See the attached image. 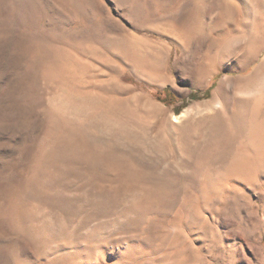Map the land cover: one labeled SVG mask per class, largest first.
<instances>
[{
    "label": "rangeland",
    "instance_id": "rangeland-1",
    "mask_svg": "<svg viewBox=\"0 0 264 264\" xmlns=\"http://www.w3.org/2000/svg\"><path fill=\"white\" fill-rule=\"evenodd\" d=\"M218 1L0 0V264H264V0Z\"/></svg>",
    "mask_w": 264,
    "mask_h": 264
},
{
    "label": "bare ground",
    "instance_id": "bare-ground-1",
    "mask_svg": "<svg viewBox=\"0 0 264 264\" xmlns=\"http://www.w3.org/2000/svg\"><path fill=\"white\" fill-rule=\"evenodd\" d=\"M186 1H195V0H186ZM203 2L205 1V0H202ZM205 3V2H204ZM179 5V4H178ZM203 5V4H202ZM205 5V4H204ZM207 5V4H206ZM181 6V5H180ZM195 6V5H194ZM170 7V6H169ZM211 7H213L215 10H217L218 12H219V18H220V24H221V26H225V24H226V19L227 18H229V12L231 11V10H233L234 8H235V3H234V1L233 0H219L218 2H216L215 3V5L214 6H211ZM193 8V7H192ZM208 8V7H207ZM212 8V9H213ZM140 10H141V8L140 7H138V8H136V10H135V14L137 15V14H139L140 13ZM202 12V11H201ZM198 15V14H197ZM200 18L202 19V17L200 16L199 18H198V20H200ZM190 22H192V21H190ZM197 22V21H196ZM194 22H192V25L194 26V24H193ZM258 23V22H257ZM189 25H191V23H188L187 24V26H189ZM191 27V26H190ZM260 27V26H259ZM106 29V26H104V24H102L101 22H100V29ZM262 31H263V33H264V22H263V25H262ZM210 33V32H209ZM108 35V34H107ZM175 37V36H174ZM129 39V38H128ZM125 40V39H124ZM175 40L179 43V39H178V37H175ZM119 41V40H118ZM118 43V42H117ZM120 43V42H119ZM177 43V44H178ZM122 44H124V43H122ZM127 44V43H126ZM130 46V45H129ZM129 49V48H128ZM134 51V50H133ZM261 52H262V50L259 52V54H258V56H257V58L259 57V55L261 54ZM141 65V64H140ZM144 65H146V62H144ZM203 68V69H202ZM202 68H200L201 70H203L202 72H206V71H208L207 70V64H203L202 65ZM209 69V68H208ZM242 70V69H241ZM198 71H200V70H198ZM217 72V69H212V71H210L209 72V74H208V77H210V78H212L213 76H214V74ZM263 83V82H262ZM259 89V88H258Z\"/></svg>",
    "mask_w": 264,
    "mask_h": 264
},
{
    "label": "trees",
    "instance_id": "trees-1",
    "mask_svg": "<svg viewBox=\"0 0 264 264\" xmlns=\"http://www.w3.org/2000/svg\"><path fill=\"white\" fill-rule=\"evenodd\" d=\"M212 88L211 87L210 89H208L205 93H193L191 98L193 100H200V99H208L210 97V94H211V91H212ZM163 94L165 95L164 98H160L162 101H164V103H167V104H172L176 97L175 95L172 93V91L170 89H165L162 91Z\"/></svg>",
    "mask_w": 264,
    "mask_h": 264
}]
</instances>
